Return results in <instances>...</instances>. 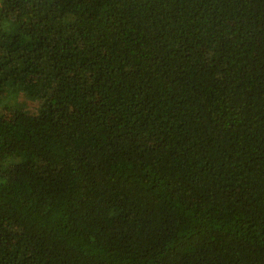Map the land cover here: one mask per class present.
Masks as SVG:
<instances>
[{"label": "trees", "instance_id": "16d2710c", "mask_svg": "<svg viewBox=\"0 0 264 264\" xmlns=\"http://www.w3.org/2000/svg\"><path fill=\"white\" fill-rule=\"evenodd\" d=\"M0 264H264V0H0Z\"/></svg>", "mask_w": 264, "mask_h": 264}, {"label": "rangeland", "instance_id": "374dc122", "mask_svg": "<svg viewBox=\"0 0 264 264\" xmlns=\"http://www.w3.org/2000/svg\"><path fill=\"white\" fill-rule=\"evenodd\" d=\"M0 115H1V116H5V117L10 116V113H9V111L5 108L4 103H3V104H0Z\"/></svg>", "mask_w": 264, "mask_h": 264}]
</instances>
